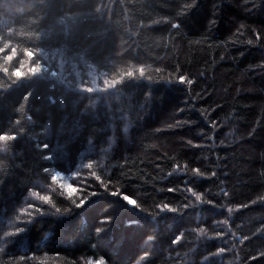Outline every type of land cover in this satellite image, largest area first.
Segmentation results:
<instances>
[{
  "label": "trees",
  "instance_id": "1",
  "mask_svg": "<svg viewBox=\"0 0 264 264\" xmlns=\"http://www.w3.org/2000/svg\"><path fill=\"white\" fill-rule=\"evenodd\" d=\"M0 132V264H264V0H0Z\"/></svg>",
  "mask_w": 264,
  "mask_h": 264
},
{
  "label": "snow or ice",
  "instance_id": "2",
  "mask_svg": "<svg viewBox=\"0 0 264 264\" xmlns=\"http://www.w3.org/2000/svg\"><path fill=\"white\" fill-rule=\"evenodd\" d=\"M194 5H195V4H194ZM194 5H193V6H194ZM246 10H247V9H246ZM173 27H176V25H173ZM257 35H259V33H257ZM33 55H34V54H33ZM24 76H25V74H24V73H21V74L15 75V76H13V77H15L16 80H17L18 78H21V77H24ZM179 79H180V81H182V82L185 81V77H184V76H180ZM189 83H191V81H189ZM30 94H31V93H25V94H24L25 99H26L28 96H30ZM18 122H19V121H18ZM18 122H17V123H18ZM251 134H252V133H249V135H251ZM0 137H3V139H0V141L6 140V139H7V140H14L15 137H16V134H15V132H13L12 135L9 136L7 133L0 132ZM45 147L47 148V145H45ZM45 172H47V170H45ZM192 172L194 173V176H195V175H202V173L199 172V169H196V168H193V169H192ZM170 191H171V189H170ZM188 191L191 192L192 189L189 188ZM193 195L196 196V199H197L198 201L200 200V196H199V195H197L196 193H193ZM224 195L227 196L228 194H227V193H224ZM127 198H129V197H128V196H123V199L126 200V201L129 203V200H128ZM260 202H264V199H261V200H259V201H252V202H250V203H252V204H257V203H260ZM134 203H135V202L133 201V203H129V204H134ZM208 203H211V201H209ZM163 207H164L165 209H168V208H169V205L164 204ZM239 207H240V206L238 205L237 208H239ZM244 207H248V205H244ZM68 210H69V209H65V211H68ZM172 211H175V209H172ZM230 211H231V209H230ZM109 219H110V218H109ZM19 231H21L20 228H17L16 231H15L14 233H8V232H5L4 235H3V237L0 238V241H2V242H9L7 238H8L9 236H11V235H13V234L19 232ZM260 232H264V225H261V227H260L259 229H257V233H260ZM243 239H244V240H247L248 237H244ZM224 251H225V249H223V248H217V249H216V253H222V252H224ZM146 255H147V253H145V256H146ZM257 255H258V256L264 255V252H258ZM254 258H255V257H250V259H254Z\"/></svg>",
  "mask_w": 264,
  "mask_h": 264
},
{
  "label": "clouds",
  "instance_id": "3",
  "mask_svg": "<svg viewBox=\"0 0 264 264\" xmlns=\"http://www.w3.org/2000/svg\"><path fill=\"white\" fill-rule=\"evenodd\" d=\"M5 47H7V45H5ZM26 51H27V50H26ZM15 54H16V52H15V50L13 49L12 52H11V54L8 55V56L6 57V59H7V60H10V59L12 58V56H14ZM22 67H23V65H21L20 67H17V68L12 69V71H11V75H12V76H15V75H18V74L23 73V72H22ZM5 71H7V68H5ZM30 71H35V69H30ZM0 139H3V137H0ZM57 178H58V177H57L56 175H54V176H52L51 179H52L53 181H56ZM96 179L98 180L99 177H96ZM62 188L66 191V193H67V195H68L69 197L74 196L75 192L77 191V189L74 188L72 185H62ZM87 198H88V197L85 196L84 199H81L80 202H79L78 204H76V206H79L80 204H82ZM127 199L129 200V203H133V201L130 200L129 198H127ZM57 211H59V209H57ZM65 212H66V211H65Z\"/></svg>",
  "mask_w": 264,
  "mask_h": 264
}]
</instances>
